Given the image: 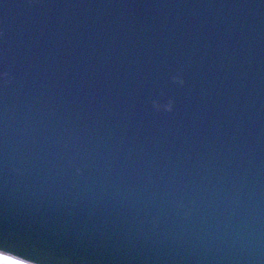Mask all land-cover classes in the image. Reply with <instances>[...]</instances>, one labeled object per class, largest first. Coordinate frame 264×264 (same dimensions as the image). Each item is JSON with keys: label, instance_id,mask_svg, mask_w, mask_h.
<instances>
[{"label": "clouds", "instance_id": "9594fccd", "mask_svg": "<svg viewBox=\"0 0 264 264\" xmlns=\"http://www.w3.org/2000/svg\"><path fill=\"white\" fill-rule=\"evenodd\" d=\"M201 59L153 61L148 82L167 72L184 109L149 130L102 90L77 100L40 80L36 54L6 44L0 264H264V160L239 123L222 139L184 119Z\"/></svg>", "mask_w": 264, "mask_h": 264}, {"label": "water", "instance_id": "95a60500", "mask_svg": "<svg viewBox=\"0 0 264 264\" xmlns=\"http://www.w3.org/2000/svg\"><path fill=\"white\" fill-rule=\"evenodd\" d=\"M6 44L36 54L40 80L77 100L102 90L134 126L165 131L182 90L167 72L149 83L153 61L194 47L201 75L185 86L184 119L222 139L239 123L264 160V0H0V61Z\"/></svg>", "mask_w": 264, "mask_h": 264}]
</instances>
